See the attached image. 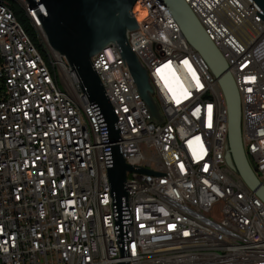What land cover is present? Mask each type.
I'll use <instances>...</instances> for the list:
<instances>
[{
    "label": "built area",
    "instance_id": "built-area-1",
    "mask_svg": "<svg viewBox=\"0 0 264 264\" xmlns=\"http://www.w3.org/2000/svg\"><path fill=\"white\" fill-rule=\"evenodd\" d=\"M184 1L236 83L244 151L264 186V20L251 1ZM136 6L145 13L142 21ZM248 8H256L257 17L248 16ZM133 16L139 28L128 33V43L131 51L144 48L138 55L143 67L153 64L151 96L165 122L147 123L150 113L116 45L92 59L118 117L126 163L167 174H127L129 264H264V203L227 163L228 117L218 80L162 0H138ZM137 32L148 34V45H140ZM25 36L10 19V7L0 8V264H118L103 136L91 103L44 37L61 65L64 89L82 100L83 114L49 99V73L35 54L26 61L32 51ZM86 117H93L102 146L91 175L76 177L78 186L94 188L91 204L74 198L61 177L64 166L88 160L77 144ZM52 118L65 120V133ZM92 172H100V182L91 183ZM84 226L98 230V237L84 233Z\"/></svg>",
    "mask_w": 264,
    "mask_h": 264
},
{
    "label": "water",
    "instance_id": "water-1",
    "mask_svg": "<svg viewBox=\"0 0 264 264\" xmlns=\"http://www.w3.org/2000/svg\"><path fill=\"white\" fill-rule=\"evenodd\" d=\"M35 10L48 45L63 56L80 80L83 93L98 121L103 136L106 167L108 169L115 234L121 251L118 264H129L127 236L132 217L128 207L125 183L127 174L137 172L152 176H167L137 166L128 165L123 157V139L117 126L118 117L110 103L101 80L92 64V59L111 45H116L128 66L138 91L150 113L147 123L156 127L164 118L151 94L147 71L137 55L131 51L128 33L136 30L137 21L133 9L138 0H25ZM264 20V0H250ZM178 23L181 32L191 47L207 63L212 75L223 91L228 113L227 163L238 173L246 186L264 203V186L250 166L242 142L241 104L236 83L228 72L227 63L205 33L203 27L184 0H162Z\"/></svg>",
    "mask_w": 264,
    "mask_h": 264
},
{
    "label": "bare ground",
    "instance_id": "bare-ground-1",
    "mask_svg": "<svg viewBox=\"0 0 264 264\" xmlns=\"http://www.w3.org/2000/svg\"><path fill=\"white\" fill-rule=\"evenodd\" d=\"M15 1L21 5L25 15L27 16V19H29L33 28L37 31L39 38L43 37L44 39L46 35L42 29V24L39 21L35 10L32 9L29 4L25 5V0ZM243 2H250V0H243ZM6 7H10V19H16L18 26L23 29L14 14L11 3L7 2L6 0H0V8ZM135 11L137 12V19L142 21L145 18V13L140 9L139 6H136ZM248 16L257 17L256 8H248ZM141 39L145 41V44L141 43ZM137 40L140 41V45L149 44V37L146 32H137ZM25 43H28L29 51H32L26 52V61H33L35 54L36 63L41 65L42 70L49 73L48 86L49 91H51L49 92V99L58 100L62 104L70 106L71 113L73 114H83L82 100L77 98L76 95L71 94L67 89H64V80H61V65L59 62H57V59L54 58L53 54H51L50 47L45 45V50L47 52L46 54L50 61L48 63L51 64L49 66L42 53L38 50L27 33L25 36ZM132 52H134L138 57V55H144V48H137V51ZM144 69L147 71L148 76L153 75L152 63H144ZM83 100H88L84 93ZM221 103L222 106L226 107V117H228L227 106L223 93H221ZM52 126H58V133H65V120L52 118ZM224 137H228V124H225ZM77 144L82 145L84 152H88V160H78V164L64 166L61 168V177H64V181L67 182V190L74 191V198H83V204H91L92 196H94V188L78 186V179H76V177L90 176L91 164H96L97 156H102V146H100V139L97 138L96 130L93 129V117H86L84 118V121L81 122V129L78 130L77 134ZM37 150H44V143H37ZM98 182H100V172H92L91 183ZM64 205H71V198H64ZM84 233H90V237H98V230H92V226H84Z\"/></svg>",
    "mask_w": 264,
    "mask_h": 264
},
{
    "label": "rangeland",
    "instance_id": "rangeland-1",
    "mask_svg": "<svg viewBox=\"0 0 264 264\" xmlns=\"http://www.w3.org/2000/svg\"><path fill=\"white\" fill-rule=\"evenodd\" d=\"M6 1L11 3V5L13 7L14 14H15L18 22L20 23V25H21V21H23L24 22V26H31L32 27L31 22L29 21V19H27V16L25 15V12L23 11L21 5L15 0H6ZM21 26L23 27V25H21ZM34 31L37 34L35 29H34ZM32 41L36 45L38 50L42 53L44 59L47 61V64L50 66L51 64L48 63L50 61H49V58H48V56L46 54L47 52L45 50V43H44L43 37L39 38L38 34H37V41L33 40V39H32ZM141 43L145 44V41L141 39ZM219 208H220V206H217L216 209H215V212H214L216 218H219V215H218Z\"/></svg>",
    "mask_w": 264,
    "mask_h": 264
},
{
    "label": "trees",
    "instance_id": "trees-1",
    "mask_svg": "<svg viewBox=\"0 0 264 264\" xmlns=\"http://www.w3.org/2000/svg\"><path fill=\"white\" fill-rule=\"evenodd\" d=\"M21 25H23V29L25 30V32L29 35V37L31 38V40H36L37 41V34L34 31V28H32L31 26H24V22L21 21ZM32 25V24H31ZM37 32V31H36ZM39 37V35H38Z\"/></svg>",
    "mask_w": 264,
    "mask_h": 264
},
{
    "label": "snow or ice",
    "instance_id": "snow-or-ice-1",
    "mask_svg": "<svg viewBox=\"0 0 264 264\" xmlns=\"http://www.w3.org/2000/svg\"><path fill=\"white\" fill-rule=\"evenodd\" d=\"M185 63H187V61ZM170 227H175V226L174 225H170Z\"/></svg>",
    "mask_w": 264,
    "mask_h": 264
}]
</instances>
